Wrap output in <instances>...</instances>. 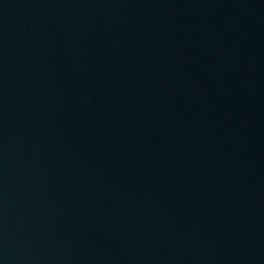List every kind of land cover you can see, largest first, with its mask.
Returning a JSON list of instances; mask_svg holds the SVG:
<instances>
[{
    "label": "water",
    "instance_id": "water-1",
    "mask_svg": "<svg viewBox=\"0 0 264 264\" xmlns=\"http://www.w3.org/2000/svg\"><path fill=\"white\" fill-rule=\"evenodd\" d=\"M0 264H264V0H0Z\"/></svg>",
    "mask_w": 264,
    "mask_h": 264
}]
</instances>
